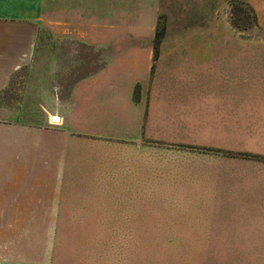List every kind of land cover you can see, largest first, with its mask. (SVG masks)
<instances>
[{
  "label": "crops",
  "instance_id": "1",
  "mask_svg": "<svg viewBox=\"0 0 264 264\" xmlns=\"http://www.w3.org/2000/svg\"><path fill=\"white\" fill-rule=\"evenodd\" d=\"M43 2L0 0V100L29 62ZM117 74L106 66L60 92L68 127L29 129L0 101V218L58 217L62 179L116 180L165 202L264 203V49L149 50L128 85ZM121 85L101 111L95 95Z\"/></svg>",
  "mask_w": 264,
  "mask_h": 264
},
{
  "label": "rangeland",
  "instance_id": "2",
  "mask_svg": "<svg viewBox=\"0 0 264 264\" xmlns=\"http://www.w3.org/2000/svg\"><path fill=\"white\" fill-rule=\"evenodd\" d=\"M241 8L256 22L237 29ZM168 48L264 49V0H44L29 62L3 91L2 108L29 129L68 127L58 120L60 92L68 98L106 66L128 85L144 72L146 51ZM121 86L95 95L101 111ZM87 121L85 129L96 123ZM62 181L58 217L0 218V264H264V203L165 202L116 180Z\"/></svg>",
  "mask_w": 264,
  "mask_h": 264
},
{
  "label": "trees",
  "instance_id": "3",
  "mask_svg": "<svg viewBox=\"0 0 264 264\" xmlns=\"http://www.w3.org/2000/svg\"><path fill=\"white\" fill-rule=\"evenodd\" d=\"M244 19L245 25H242V20ZM256 22V16L252 10L248 11L246 9H238L236 11V16L232 18L231 25L237 29L248 28Z\"/></svg>",
  "mask_w": 264,
  "mask_h": 264
}]
</instances>
